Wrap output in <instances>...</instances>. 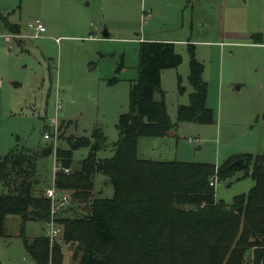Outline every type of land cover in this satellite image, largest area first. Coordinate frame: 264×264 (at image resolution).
Here are the masks:
<instances>
[{
  "label": "rangeland",
  "instance_id": "1",
  "mask_svg": "<svg viewBox=\"0 0 264 264\" xmlns=\"http://www.w3.org/2000/svg\"><path fill=\"white\" fill-rule=\"evenodd\" d=\"M226 1V8L222 0L219 5L209 3L205 10L208 24L223 25L225 40L230 42L250 40L257 33L264 42L263 1L258 0L248 11L236 7L243 0ZM0 12L19 27L22 36H10L0 21V159L25 149L37 153V194L45 196L55 183L54 175L60 170L57 151L70 149L73 139L91 137L99 128L108 144L97 157L114 155L119 139L116 126L130 109V87L139 74L140 43L175 34L195 45L194 55L204 66L208 86L206 104L216 122L179 123L171 138H141L140 158L219 167L234 158L264 155V43L221 48L195 42L201 38L197 31L192 34L191 6L186 0H0ZM36 20L46 29L40 36L29 28ZM175 21L179 27L185 22L184 29L177 30ZM208 40L217 42L211 37ZM176 52L183 61L178 68L162 73L161 85L174 124L179 107L189 104L193 92L190 44L178 43ZM161 96L157 94L155 99L159 101ZM48 131L57 141L44 138ZM49 147H53L52 155L44 157L42 153ZM88 154L85 147L75 151L71 172ZM243 173L225 180L214 177L216 198L230 204L250 192L255 182L251 177L241 178ZM18 179L20 183L22 178ZM94 184L98 196L113 197L109 178L97 174ZM6 192L0 181V195ZM65 193L71 198V207L61 217L86 216L89 202L74 199L72 191ZM20 225L17 216L7 220L10 237L0 239L2 264H35L19 237ZM44 234L42 223H27L25 235L30 241ZM63 249L64 264H78L73 246Z\"/></svg>",
  "mask_w": 264,
  "mask_h": 264
},
{
  "label": "trees",
  "instance_id": "2",
  "mask_svg": "<svg viewBox=\"0 0 264 264\" xmlns=\"http://www.w3.org/2000/svg\"><path fill=\"white\" fill-rule=\"evenodd\" d=\"M5 18L0 14L6 28L13 30ZM191 53L193 92L189 104L179 107L177 123L168 113L162 73L178 68L183 58L173 43L146 41L139 47V74L130 87V109L116 126L119 139L114 155L97 157L108 144L99 128L91 137L70 141V149H58L56 186L72 191L74 199L89 202V207L86 216L60 215L63 235L53 245L45 234L32 241L25 235L27 223L45 226L51 217L50 201L37 194L38 154L25 149L0 159V181L7 189L0 195V239L10 237L7 220L17 216L19 237L35 264H64L63 248L68 244L78 264H264V155L234 158L219 167L139 156L141 138H171L179 123L216 122L206 104L204 66L193 49ZM157 94L162 95L159 101ZM84 147L89 148L88 157L71 172L74 152ZM239 159L246 164L235 165ZM241 170V178L251 177L254 187L230 204L218 200L211 180L231 179ZM97 173L109 178L112 198L93 197Z\"/></svg>",
  "mask_w": 264,
  "mask_h": 264
},
{
  "label": "crops",
  "instance_id": "3",
  "mask_svg": "<svg viewBox=\"0 0 264 264\" xmlns=\"http://www.w3.org/2000/svg\"><path fill=\"white\" fill-rule=\"evenodd\" d=\"M171 2H172V0H170ZM187 2H188V5L189 6H191V12H190V19H191V23H192V25H191V29H192V34H194L195 33V31H197L196 33H198V38H201V39H199L198 41H195V42H197V43H202V44H205V45H209V44H216V45H219L221 48H224L225 46H227V45H232V44H234V45H242L243 47H247V46H260V45H262L264 42H262L261 41V34L260 33H257V34H254V35H252L251 36V39L250 40H247V39H244V40H241V41H239V42H230L229 40H225V38H226V36H225V33H224V30H222V26H221V24L220 23H215V24H208V22H207V20H206V14H207V12L205 11V10H207V7H208V5H209V3H212V2H214V3H216L217 5H219L221 2H220V0H186ZM258 0H243V3L242 4H240V5H238V6H236V7H238L239 9H241V10H246V11H248V8H249V6H250V8H251V6L253 5V4H255L256 2H257ZM263 1V3H264V0H262ZM222 3L224 4V8H226V6H227V1L226 0H222ZM222 5V4H221ZM215 13H216V10H215ZM225 13V12H224ZM0 14H1V12H0ZM2 15V14H1ZM6 18L5 19H7L8 20V23H10V21H9V19H8V17L7 16H5ZM168 18V17H167ZM169 20V19H168ZM0 21L2 22V24H3V27L4 28H6V24H4L3 23V21L0 19ZM173 23H175L177 26H175V27H177V30H182V29H184V27H185V22H183L182 24H181V27H179L178 25H179V23L177 22V21H175V22H173ZM11 24V23H10ZM11 26H12V29L13 30H10L8 27H7V29L11 32V34H10V36H14L15 37V39L16 38H22V36H21V33H20V30H19V27L17 26V25H13V24H11ZM29 28L30 29H32L34 32H35V30L33 29V28H31L30 27V25H29ZM0 30H1V27H0ZM9 32V33H10ZM105 33V32H104ZM42 35V34H41ZM35 36H36V32H35ZM40 36V35H39ZM104 37H108V36H105V35H103ZM180 35H178V34H175V35H171L170 37H164V38H160V39H158V40H149L148 42H150V41H152V42H167V43H173L174 45H175V49H176V46H177V44L178 43H180V42H187V43H189L190 44V47L192 46L191 45V41L190 40H188V41H184V40H180L178 37H179ZM208 37H211V38H215L216 40H217V42H209V40H208ZM219 39H221V40H219ZM140 40H142V39H140ZM147 41V40H146ZM145 40H144V42H146ZM143 42V41H142ZM141 42V43H142ZM194 45V44H193ZM190 49H193V50H195V45H194V48H190ZM222 50V49H221ZM236 89L239 91L240 89H241V87L240 86H238V87H236ZM168 108V107H167ZM196 140H199V138H196ZM50 148V147H49ZM48 148V149H49ZM48 149H46V150H48ZM200 149V148H199ZM45 150V151H46ZM53 152V151H52ZM75 153V152H74ZM43 154V153H42ZM50 155H52V153H50L49 155H44V157H47V156H50ZM105 159H107V158H105ZM100 160H104V159H100ZM97 174H100V173H97ZM96 174V175H97ZM96 175H95V177H96ZM55 176V175H54ZM95 177H94V179H95ZM55 179V178H54ZM53 186V185H52ZM52 186L51 187H49V188H47L46 189V191L48 190V189H51L52 188ZM46 191H45V193H46ZM93 197H95V196H98L97 194V191H96V189H95V184H94V189H93ZM66 194V193H65ZM67 195V194H66ZM70 197V196H69ZM71 199V198H70ZM71 205V202H70V204L67 206V207H65V208H63V209H61V211H60V215L62 214H64L65 213V211L67 210V208L69 207ZM71 207V206H70ZM69 207V208H70ZM68 208V209H69ZM59 215V216H60ZM45 230V229H44ZM41 237V236H40ZM38 238V237H37ZM35 239V238H34ZM33 239V240H34ZM32 241V240H31Z\"/></svg>",
  "mask_w": 264,
  "mask_h": 264
},
{
  "label": "built area",
  "instance_id": "4",
  "mask_svg": "<svg viewBox=\"0 0 264 264\" xmlns=\"http://www.w3.org/2000/svg\"><path fill=\"white\" fill-rule=\"evenodd\" d=\"M30 27L35 30L36 36H39L46 31L45 26L40 20H36L34 23H31ZM44 138L46 140H53V142L57 141L55 135L51 134L50 131L45 133ZM190 141H192V139H190ZM56 170L57 168H55V171ZM64 172L69 173V169H65ZM216 183L217 179H212L210 185L216 187ZM45 197L51 203V217L45 224L44 229L46 237L49 239L50 244L53 245L55 242L59 241L63 235V226L57 220L60 215V211L70 204L71 199L64 191L59 189L55 183L51 189L46 191Z\"/></svg>",
  "mask_w": 264,
  "mask_h": 264
},
{
  "label": "water",
  "instance_id": "5",
  "mask_svg": "<svg viewBox=\"0 0 264 264\" xmlns=\"http://www.w3.org/2000/svg\"><path fill=\"white\" fill-rule=\"evenodd\" d=\"M104 35L108 36V33L105 32ZM50 153H52V148H49L48 150L43 152L44 155H49ZM234 164L237 166H244L246 164V160L245 159H239Z\"/></svg>",
  "mask_w": 264,
  "mask_h": 264
}]
</instances>
